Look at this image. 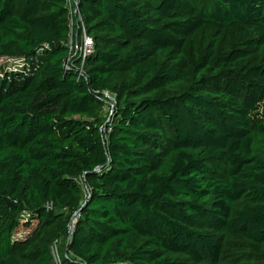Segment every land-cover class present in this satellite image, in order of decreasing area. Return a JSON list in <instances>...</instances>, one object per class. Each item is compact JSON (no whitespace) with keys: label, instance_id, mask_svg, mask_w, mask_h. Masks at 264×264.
Listing matches in <instances>:
<instances>
[{"label":"trees","instance_id":"trees-1","mask_svg":"<svg viewBox=\"0 0 264 264\" xmlns=\"http://www.w3.org/2000/svg\"><path fill=\"white\" fill-rule=\"evenodd\" d=\"M78 9L0 0V264H264V0Z\"/></svg>","mask_w":264,"mask_h":264},{"label":"built area","instance_id":"built-area-1","mask_svg":"<svg viewBox=\"0 0 264 264\" xmlns=\"http://www.w3.org/2000/svg\"><path fill=\"white\" fill-rule=\"evenodd\" d=\"M68 4L70 8L69 26L71 32L69 37L70 55L67 62V67H73L75 57L81 60L82 63L85 62L87 56L90 55L94 50V41L86 33L85 25L78 9V0H68ZM74 26L78 27V33H76L75 36H73ZM79 30L82 31L81 35H79ZM0 65V67L4 68L3 72L0 70V77H3L7 72L22 68L24 66V59L19 57L2 58L0 59ZM79 72L81 74L83 69H80ZM104 97L109 108L113 109L116 102L115 96L106 91L104 92ZM76 221L77 220L75 219L73 222L71 233L75 228ZM56 247L57 245L53 247V260L55 263H60L61 258L57 254Z\"/></svg>","mask_w":264,"mask_h":264},{"label":"rangeland","instance_id":"rangeland-1","mask_svg":"<svg viewBox=\"0 0 264 264\" xmlns=\"http://www.w3.org/2000/svg\"><path fill=\"white\" fill-rule=\"evenodd\" d=\"M0 66H1V65H0ZM0 70H1V72H3L4 68L0 67ZM56 250H57V254H58V255L60 256V258H61V255H60V248H59V246L56 247Z\"/></svg>","mask_w":264,"mask_h":264}]
</instances>
